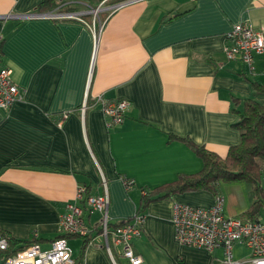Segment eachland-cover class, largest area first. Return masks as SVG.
Returning a JSON list of instances; mask_svg holds the SVG:
<instances>
[{
	"label": "crops",
	"instance_id": "1",
	"mask_svg": "<svg viewBox=\"0 0 264 264\" xmlns=\"http://www.w3.org/2000/svg\"><path fill=\"white\" fill-rule=\"evenodd\" d=\"M43 1L0 0L1 61L23 91L8 109L0 108V233L30 240L36 232L39 245L48 248L77 185L101 194L104 179L108 220L118 223L134 214L142 189L202 167L178 137L219 157L239 142L232 126L236 100L264 104V92L252 85L264 84V51L253 55L249 70L241 60L227 59L223 47L234 24L264 31V0H138L80 19L17 17L37 11ZM101 1L54 0L80 12ZM98 95L130 102L121 123L106 126ZM239 183L228 190L217 186L218 195L227 190V216L245 217L253 201L250 184ZM214 198L198 190L150 199L142 234L132 241L140 264H224L222 247L179 244L171 222L174 202L208 206ZM99 218V212L84 215L89 226ZM251 218L264 221V203ZM91 236L84 247L81 236L67 237L73 264H128L117 250L113 262L100 235ZM232 252L248 256L241 243Z\"/></svg>",
	"mask_w": 264,
	"mask_h": 264
},
{
	"label": "built area",
	"instance_id": "2",
	"mask_svg": "<svg viewBox=\"0 0 264 264\" xmlns=\"http://www.w3.org/2000/svg\"><path fill=\"white\" fill-rule=\"evenodd\" d=\"M138 0H117L88 8L87 12L97 15L101 11L107 14L127 3ZM58 8V7H57ZM34 11L18 15L19 18L48 17V18H76L80 19L83 13L78 10L59 11ZM228 42L223 51L227 59L241 60L249 70L253 69V55L264 51V31L254 28L250 24L237 23L226 34ZM1 54V52H0ZM23 91L17 86L10 75L8 66L2 63L0 55V108L8 109L13 102L20 100ZM100 104L107 127L123 121L125 112L130 102L126 99L106 100L102 95L96 97ZM87 94L79 107L81 115L87 107ZM68 112L62 114L67 116ZM103 193L90 194L85 185H77L75 196L67 202L66 210L60 215L59 233L83 236L92 228L100 229L103 246L113 262V247L128 264H140L141 256L132 246L133 239L142 234L143 213L134 214L125 222L109 226L107 216L108 194L105 180L102 179ZM128 187L130 180L124 182ZM144 191L141 190V193ZM94 212L100 213L97 225L89 226L84 220V215ZM171 222L174 227V238L182 245L203 248L212 251L222 247L224 257L220 260L224 264H264V221L258 218H242L227 216L224 213V199L221 195L214 198L208 206L190 205L174 202L172 205ZM95 226V227H94ZM37 234L34 232V237ZM241 243L248 249L245 258H234L232 246ZM71 248L66 237H59L50 242L48 248H42L38 242H33L23 248L10 250L7 238L0 233V264H73Z\"/></svg>",
	"mask_w": 264,
	"mask_h": 264
},
{
	"label": "trees",
	"instance_id": "3",
	"mask_svg": "<svg viewBox=\"0 0 264 264\" xmlns=\"http://www.w3.org/2000/svg\"><path fill=\"white\" fill-rule=\"evenodd\" d=\"M42 5L47 7L42 9ZM58 7L59 11H72L73 6L60 3L54 0H44L37 11H51ZM254 89L258 92H264V84L252 82ZM235 109L238 119L232 126L239 131L240 139L235 145L229 147L224 157H219L215 153L208 151L201 145L193 143L188 138H182L201 158L202 167L194 173H179L176 178L170 182L163 183L151 191H144L141 194L140 203L136 212L143 213L147 202L152 198H162L171 196L174 193H183L188 191L206 190L217 196V186L221 183L245 182L250 184L253 193V201L245 211V217L251 218L258 213L264 203L262 176L264 173V104L252 99L244 98L236 100ZM177 137V136H176ZM125 181H127L125 179ZM127 219L118 223L109 222L110 227H115ZM95 227V226H94ZM100 233V229L95 227L90 230L83 238V247L93 238L91 232ZM9 243L10 250L23 248L33 242H38L36 237L30 240H17L10 235L2 232ZM78 236L70 234H59V237Z\"/></svg>",
	"mask_w": 264,
	"mask_h": 264
},
{
	"label": "rangeland",
	"instance_id": "4",
	"mask_svg": "<svg viewBox=\"0 0 264 264\" xmlns=\"http://www.w3.org/2000/svg\"><path fill=\"white\" fill-rule=\"evenodd\" d=\"M223 184V183H222ZM228 184H230V183H224V185L225 186H228L227 187V190H228V188H229V185ZM239 184H244V183H239ZM221 188V187H220ZM227 190H224V189H222V196L224 197V199L226 198V200L228 199V193H227ZM239 249H241V248H239ZM238 248H236L235 249V252H236V254L237 255H239V250ZM115 250H117V248L116 247H113V252L115 253L116 251ZM241 251H242V249H241ZM122 261V260H121Z\"/></svg>",
	"mask_w": 264,
	"mask_h": 264
},
{
	"label": "flooded vegetation",
	"instance_id": "5",
	"mask_svg": "<svg viewBox=\"0 0 264 264\" xmlns=\"http://www.w3.org/2000/svg\"><path fill=\"white\" fill-rule=\"evenodd\" d=\"M82 13H86V14H87V13H89V12L85 11V12H82Z\"/></svg>",
	"mask_w": 264,
	"mask_h": 264
}]
</instances>
